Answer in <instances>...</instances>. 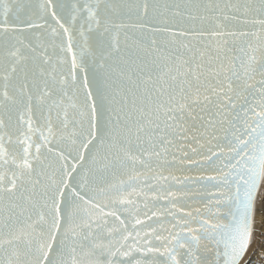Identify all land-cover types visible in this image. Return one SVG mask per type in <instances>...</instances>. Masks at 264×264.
Returning a JSON list of instances; mask_svg holds the SVG:
<instances>
[{
    "label": "snow or ice",
    "instance_id": "obj_1",
    "mask_svg": "<svg viewBox=\"0 0 264 264\" xmlns=\"http://www.w3.org/2000/svg\"><path fill=\"white\" fill-rule=\"evenodd\" d=\"M262 169L264 0H0V264H264Z\"/></svg>",
    "mask_w": 264,
    "mask_h": 264
},
{
    "label": "rangeland",
    "instance_id": "obj_2",
    "mask_svg": "<svg viewBox=\"0 0 264 264\" xmlns=\"http://www.w3.org/2000/svg\"><path fill=\"white\" fill-rule=\"evenodd\" d=\"M253 243H252V247L250 249V253L249 255L246 257V259L243 261L242 264H245V261H247L248 259H253L255 261H259L260 260V252H259V242H260V236H259V226L256 229V233H253ZM262 246H264V244H262Z\"/></svg>",
    "mask_w": 264,
    "mask_h": 264
},
{
    "label": "clouds",
    "instance_id": "obj_3",
    "mask_svg": "<svg viewBox=\"0 0 264 264\" xmlns=\"http://www.w3.org/2000/svg\"><path fill=\"white\" fill-rule=\"evenodd\" d=\"M261 178H262V183H264V169L261 170ZM253 221H254V225H255V212L253 213ZM245 260V258H244ZM243 261V260H242Z\"/></svg>",
    "mask_w": 264,
    "mask_h": 264
},
{
    "label": "bare ground",
    "instance_id": "obj_4",
    "mask_svg": "<svg viewBox=\"0 0 264 264\" xmlns=\"http://www.w3.org/2000/svg\"><path fill=\"white\" fill-rule=\"evenodd\" d=\"M257 227H258V224H257ZM256 233V232H255ZM253 239H254V237H253ZM250 249H251V247L249 248V250H248V254H246L245 255V259H246V257L249 255V253H250ZM261 249H264V246H262V244H261ZM251 259V258H250ZM244 261V260H243ZM243 261H241V264L243 263Z\"/></svg>",
    "mask_w": 264,
    "mask_h": 264
}]
</instances>
